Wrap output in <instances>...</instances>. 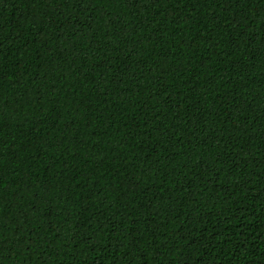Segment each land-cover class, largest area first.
I'll use <instances>...</instances> for the list:
<instances>
[{
    "label": "trees",
    "instance_id": "trees-1",
    "mask_svg": "<svg viewBox=\"0 0 264 264\" xmlns=\"http://www.w3.org/2000/svg\"><path fill=\"white\" fill-rule=\"evenodd\" d=\"M0 264H264V0H0Z\"/></svg>",
    "mask_w": 264,
    "mask_h": 264
}]
</instances>
